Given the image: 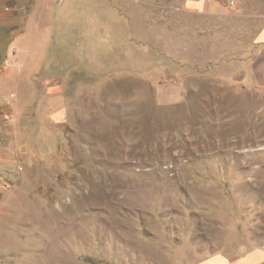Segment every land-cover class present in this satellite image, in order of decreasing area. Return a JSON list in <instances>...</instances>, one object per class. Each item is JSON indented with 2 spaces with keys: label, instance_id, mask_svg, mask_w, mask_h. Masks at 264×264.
<instances>
[{
  "label": "rangeland",
  "instance_id": "1",
  "mask_svg": "<svg viewBox=\"0 0 264 264\" xmlns=\"http://www.w3.org/2000/svg\"><path fill=\"white\" fill-rule=\"evenodd\" d=\"M177 2L0 0V264H197L264 235V92L167 36Z\"/></svg>",
  "mask_w": 264,
  "mask_h": 264
},
{
  "label": "crops",
  "instance_id": "2",
  "mask_svg": "<svg viewBox=\"0 0 264 264\" xmlns=\"http://www.w3.org/2000/svg\"><path fill=\"white\" fill-rule=\"evenodd\" d=\"M232 1L234 5L231 6L229 2ZM249 1L252 0H178L176 10L180 13L177 16L181 24L174 26L173 21L169 22L172 28L167 29V36L177 42L180 34L182 47L196 42L203 52L206 48L201 45L211 43L212 38L214 49L208 51L217 54L215 59L219 60L216 62L227 63L226 58L231 55L228 62L231 69L236 70L231 83L264 92V15L246 7ZM241 36H247L246 51L240 48ZM243 52L250 54L245 58L232 56ZM181 93L183 95V88ZM175 99L177 96L171 95V101ZM257 231L256 226L248 231V241L252 244L246 250L233 255L221 250L197 264H264V235H256Z\"/></svg>",
  "mask_w": 264,
  "mask_h": 264
},
{
  "label": "built area",
  "instance_id": "3",
  "mask_svg": "<svg viewBox=\"0 0 264 264\" xmlns=\"http://www.w3.org/2000/svg\"><path fill=\"white\" fill-rule=\"evenodd\" d=\"M233 4V2H230V5Z\"/></svg>",
  "mask_w": 264,
  "mask_h": 264
}]
</instances>
